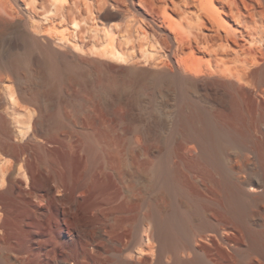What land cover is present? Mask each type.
Instances as JSON below:
<instances>
[{"label":"bare ground","instance_id":"obj_1","mask_svg":"<svg viewBox=\"0 0 264 264\" xmlns=\"http://www.w3.org/2000/svg\"><path fill=\"white\" fill-rule=\"evenodd\" d=\"M161 1L184 16L170 20L171 43L201 74L170 70L178 126L197 147L181 143L170 167L171 151L155 156L152 126L137 118L75 139L39 91L22 95L24 143L0 114V264H264V0ZM162 72L139 70L140 86ZM198 88L213 112L191 96Z\"/></svg>","mask_w":264,"mask_h":264},{"label":"rangeland","instance_id":"obj_2","mask_svg":"<svg viewBox=\"0 0 264 264\" xmlns=\"http://www.w3.org/2000/svg\"><path fill=\"white\" fill-rule=\"evenodd\" d=\"M183 17L161 0H0V114L13 143L27 138L31 103L22 95L39 91L48 119L75 139L133 118L151 125L157 137L155 156L170 150L173 167L181 143L185 151L197 147L178 126L182 90L170 75L176 65L201 76L182 61L191 50L181 52L171 43L170 20ZM50 39L65 55L48 44ZM54 64L65 74L61 81L50 71ZM145 68L163 72L159 77L146 74L141 87L138 71ZM40 70L48 77L44 81ZM191 96L215 110L216 103L200 94V88ZM247 122L252 135L260 137L263 125L257 117Z\"/></svg>","mask_w":264,"mask_h":264},{"label":"water","instance_id":"obj_3","mask_svg":"<svg viewBox=\"0 0 264 264\" xmlns=\"http://www.w3.org/2000/svg\"><path fill=\"white\" fill-rule=\"evenodd\" d=\"M37 36V35H36ZM40 39H41V41H42V43H45V41H43V38L42 37H40V36H38ZM50 44H51V46H52V48L55 50V51H57L58 53H60V54H63V55H65L62 51H60L58 48H56L55 46H54V42L50 39ZM70 50V49H69ZM116 74V73H115ZM128 74V73H127Z\"/></svg>","mask_w":264,"mask_h":264}]
</instances>
